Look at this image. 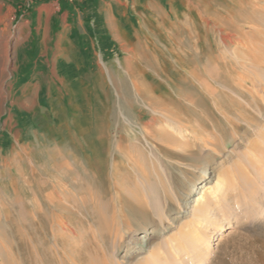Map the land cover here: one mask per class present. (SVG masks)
Wrapping results in <instances>:
<instances>
[{"label": "rangeland", "instance_id": "obj_1", "mask_svg": "<svg viewBox=\"0 0 264 264\" xmlns=\"http://www.w3.org/2000/svg\"><path fill=\"white\" fill-rule=\"evenodd\" d=\"M0 246V264H264V0H0Z\"/></svg>", "mask_w": 264, "mask_h": 264}, {"label": "bare ground", "instance_id": "obj_2", "mask_svg": "<svg viewBox=\"0 0 264 264\" xmlns=\"http://www.w3.org/2000/svg\"><path fill=\"white\" fill-rule=\"evenodd\" d=\"M152 1V0H151ZM234 14V16H238V14H236V13H233ZM227 19V18H226ZM179 23V22H178ZM183 25V24H182ZM169 26V25H168ZM184 26V25H183ZM174 28H175V26H174ZM176 28H177V26H176ZM169 30H170V28H169ZM183 31V30H182ZM185 31V30H184ZM189 31V30H188ZM167 32V31H166ZM180 33V32H179ZM184 33V32H183ZM175 34V33H174ZM185 34V33H184ZM189 36V35H188ZM189 38V37H188ZM188 38L186 37V40H188ZM190 38H191V36H190ZM184 39V38H183ZM182 39V40H183ZM190 41V40H189ZM168 42V41H167ZM191 43V42H190ZM172 44V43H171ZM179 45V44H178ZM190 45V44H189ZM167 46H168V44H167ZM186 47H188V46H186ZM192 48V47H191ZM153 49H155V48H153ZM157 50V49H156ZM171 50V49H170ZM182 50H184V49H182ZM155 52V51H154ZM157 52V51H156ZM163 52V51H162ZM171 53V52H170ZM180 53V52H179ZM182 53V52H181ZM191 53V52H190ZM173 55V54H172ZM185 55V54H184ZM177 57V56H176ZM186 57V56H185ZM185 59H187V58H185ZM186 61V60H185ZM187 62H188V60H187ZM185 64V63H184ZM103 68H104V71L107 73V71H106V68H105V65H104V63H102V65H101ZM193 68V67H192ZM191 74V73H190ZM169 76V75H168ZM193 76V75H192ZM179 77V76H178ZM202 77V76H201ZM120 78V77H119ZM108 79H109V75H108ZM181 80V79H180ZM175 81V80H174ZM133 82V81H132ZM185 82H187V81H185ZM184 82V83H185ZM200 82V81H199ZM134 83V82H133ZM190 83V82H189ZM202 83V82H201ZM203 84V83H202ZM204 85H207V84H204ZM136 87V86H135ZM172 87V86H171ZM138 88V87H137ZM144 89V88H143ZM171 89V88H170ZM174 89V88H173ZM176 89V88H175ZM174 89V90H175ZM148 90V89H147ZM144 91V90H143ZM146 91V90H145ZM206 92H208L207 90H205ZM210 91V90H209ZM144 93V92H143ZM208 93H210V92H208ZM161 94V93H160ZM144 95V99H145V97L146 96H148V95H146L145 96V94H143ZM170 95H172V94H170ZM177 95V94H176ZM117 96H119V95H117ZM149 96H151V95H149ZM158 96V95H157ZM178 96V95H177ZM188 96V95H187ZM185 97V96H184ZM183 97V98H184ZM151 98V97H150ZM156 99V98H155ZM151 100V99H150ZM152 100H153V96H152ZM164 100V99H163ZM149 101V100H148ZM155 101V100H154ZM153 101V102H154ZM158 101V100H157ZM156 101V102H157ZM152 102V103H153ZM150 103V102H149ZM160 103V102H159ZM151 104V103H150ZM154 106H156V105H154ZM160 106V105H159ZM164 106V105H163ZM161 107H162V105H161ZM166 107V106H165ZM163 108V107H162ZM155 112V111H154ZM159 112V111H158ZM166 112V111H165ZM171 113V112H170ZM176 113V112H175ZM167 115V114H166ZM178 115V114H177ZM169 117V116H168ZM156 120V119H155ZM175 123V122H174ZM177 124V123H176ZM192 131H194L195 133H194V135H197L200 139H204L203 138V135H204V133L203 132H206V131H203L202 129H195V128H193V130ZM193 133V132H192ZM155 134H156V136L157 137H155V138H157L158 140H160L161 142H164L165 144L167 143H169V144H176L175 146H178L179 147V149L180 150H182V152L183 153H185V154H187V155H189V156H192V157H194V153L192 152V150H189V147L186 145V144H184V143H182V142H178V141H176L175 140V138L173 137V136H171L170 134H167L166 132H155ZM154 134V135H155ZM199 139V140H200ZM204 140H206V139H204ZM207 140H210L211 141V139H207ZM201 141V143H203L204 145H206L204 142H203V140H200ZM213 141V140H212ZM214 142V141H213ZM212 142V143H213ZM208 143V142H207ZM209 144V143H208ZM172 146V145H171ZM174 146V147H175ZM50 152H49V151ZM206 150H207V154H206V156H208L210 159V161H206V162H202L201 164H202V166H201V176H199L197 179H195V180H193V182L191 181V187H190V190H188L187 192H186V194H189L190 192H191V190H193V189H195L196 187H195V185L196 184H198V183H200L202 180H206L205 178H207L208 176H209V174L213 171V167H210V165L211 164H213V163H216V162H218V161H216V160H213V158H212V150H213V147H206ZM205 150V151H206ZM217 150V149H216ZM215 151V150H214ZM51 152H53V150H51V149H45V151H44V154L47 156V158L50 160V161H48V162H50V166L51 167H53L54 169H60L59 171H62V170H64V165H61L62 163V161H63V157H64V154H60V153H51ZM217 152V151H216ZM67 154V153H66ZM41 155V154H40ZM73 155V154H72ZM25 156V155H24ZM34 157V156H33ZM65 158H66V155H65ZM37 160V159H36ZM47 160V159H46ZM45 160V161H46ZM35 162V161H34ZM36 163H38V162H36ZM36 163H34V164H36ZM24 167V166H23ZM40 168V167H39ZM35 170V169H34ZM50 170V169H49ZM48 170V171H49ZM56 170H53V171H56ZM47 171V172H48ZM52 171V170H51ZM52 171V172H53ZM30 172V171H29ZM33 173V172H32ZM56 173V172H55ZM20 174V173H19ZM52 174V173H51ZM57 175H59V173L57 174ZM31 178V177H30ZM214 185V184H213ZM220 185V184H219ZM212 187L210 186V185H208L207 183H203V184H201V186H200V191H199V193L197 194V195H195L194 196V199H193V202H192V204H191V207L194 209V211H203V210H206L205 209V205L202 203V201L204 202V199H206V198H204V199H202V196H203V194L205 193V192H208V190H210ZM195 191V190H194ZM204 195H207V194H204ZM46 200V199H45ZM53 201V200H52ZM182 201V200H181ZM207 201V200H206ZM209 202V201H208ZM196 203H199V204H196ZM210 205V204H209ZM182 207H184L183 205H182ZM180 208L179 209V211H182L183 210V208ZM204 213V212H203ZM209 214V213H208ZM197 215V214H196ZM174 218V217H173ZM173 218H170L169 219V223H170V221H172L173 220ZM208 219V218H207ZM168 223V224H169ZM64 224V223H63ZM166 228V226L164 227V226H160L159 228H154V229H152V233H155V232H157V230H164ZM135 239H142L143 241H146V240H148L144 235L143 236H136L135 237ZM1 247V246H0ZM1 251V250H0ZM69 253H70V255L74 258L75 256V258H79V255H78V252L76 251V250H74V249H70L69 250ZM11 257V256H10ZM9 257V255L6 257V259L7 260H3L2 261V263L4 262L5 264H12L13 262H11L12 260H11V258ZM16 260V259H15ZM76 260H78V259H76Z\"/></svg>", "mask_w": 264, "mask_h": 264}, {"label": "crops", "instance_id": "obj_3", "mask_svg": "<svg viewBox=\"0 0 264 264\" xmlns=\"http://www.w3.org/2000/svg\"><path fill=\"white\" fill-rule=\"evenodd\" d=\"M78 16V15H77ZM79 17H77V20H78ZM50 20H51V17L49 18L48 20V23H50ZM47 20L44 19L43 17H41V19L38 21V24H37V32L39 34V37H40V44H43L45 43V38H46V30H45V22ZM79 21H77V27L80 29H82V31H79L80 34H83L85 35L86 34V30L85 28H83V25H81V23H78Z\"/></svg>", "mask_w": 264, "mask_h": 264}, {"label": "built area", "instance_id": "obj_4", "mask_svg": "<svg viewBox=\"0 0 264 264\" xmlns=\"http://www.w3.org/2000/svg\"><path fill=\"white\" fill-rule=\"evenodd\" d=\"M68 1H70V2H71L72 0H68Z\"/></svg>", "mask_w": 264, "mask_h": 264}]
</instances>
